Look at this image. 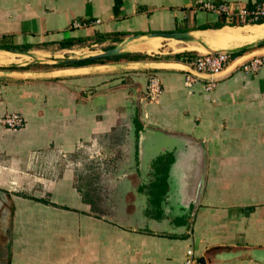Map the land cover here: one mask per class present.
I'll list each match as a JSON object with an SVG mask.
<instances>
[{
    "label": "crops",
    "instance_id": "crops-1",
    "mask_svg": "<svg viewBox=\"0 0 264 264\" xmlns=\"http://www.w3.org/2000/svg\"><path fill=\"white\" fill-rule=\"evenodd\" d=\"M201 1L264 2L0 0V47L67 52L213 28L221 15ZM224 26L223 40L206 41L239 45L263 32ZM190 53L126 59L150 65L137 69L0 66L15 70L0 77V116L25 118L18 130L0 124V264H182L190 251L213 264H264V64L253 73L239 66L206 91L185 82ZM19 57L0 52L2 62ZM151 73L162 79L156 100L145 97ZM198 144L206 180L194 209L183 177ZM93 164L128 178L79 182Z\"/></svg>",
    "mask_w": 264,
    "mask_h": 264
},
{
    "label": "water",
    "instance_id": "water-1",
    "mask_svg": "<svg viewBox=\"0 0 264 264\" xmlns=\"http://www.w3.org/2000/svg\"><path fill=\"white\" fill-rule=\"evenodd\" d=\"M264 23V22H263ZM260 24V23H257ZM225 26H222L220 28H206L199 30H170V31H152V32H145V33H137V34H131L124 38L118 45L107 48L105 50H93L90 55H81V56H62L54 54L48 59H42V56H39L43 52H35L33 50L28 49H17V48H2L0 47V50H5L10 53H14L17 55H28L30 58L28 60L23 61H12L11 63H2L0 66L3 67H11L12 69L16 68H22L27 67L32 64H47V63H54L58 65H75L82 62H91L96 61L100 59H106V58H114L118 56H122L128 53H133L131 49H127L126 47L128 44L135 40H141L142 42H146L150 40L151 38L155 37H162L163 39H174L178 41H184L189 43H196L198 48H203L205 51H193V53L196 54H207V53H229V54H235L241 52V54L232 62L231 65H229L225 70L222 72L215 74L213 77L215 79H220L222 77H225L232 73L234 70H236L244 61L247 59L259 55L261 53H264V36L261 38H258L254 41H248L243 44L239 45H219V46H212L210 45L206 39H205V32L207 31H220ZM141 42V43H142ZM197 48V49H198ZM245 51V52H244ZM150 65L148 64H142V63H136V62H129V63H123V64H113L112 66L108 64L102 65L100 70H110L113 68H148ZM152 66V65H151ZM155 66V65H153ZM16 67V68H14ZM157 67V66H155ZM184 69L188 72H192L196 74L197 76L208 79L210 78V74L200 72L191 66H184ZM89 69L88 71H90ZM15 70H9L7 72H0V77L2 76H12L13 72ZM17 71V70H16ZM55 74V73H54ZM59 74V73H58ZM200 148V153L197 155L196 159L192 161V163L187 164V167L189 168V173H186V175L183 177L184 185L187 188V195L190 197L193 203V208H197L204 187H205V180H206V152L202 145L198 144ZM203 262H206V258L200 259Z\"/></svg>",
    "mask_w": 264,
    "mask_h": 264
},
{
    "label": "built area",
    "instance_id": "built-area-1",
    "mask_svg": "<svg viewBox=\"0 0 264 264\" xmlns=\"http://www.w3.org/2000/svg\"><path fill=\"white\" fill-rule=\"evenodd\" d=\"M200 9L217 12L225 16L230 21L238 20L239 23H255L264 19V2H258L251 7H239L228 2L201 1L198 6ZM100 20H97L99 22ZM83 23L75 21L73 26H82ZM236 57L229 53H207L192 54L186 57V62L192 68L210 74V78L204 79L192 72L186 73L185 82L188 86L202 83L206 91H212L217 79L213 76L225 70ZM264 64V55L253 56L244 61L240 68L245 72H255ZM163 92L162 79L157 73H151L148 79L145 97L156 100ZM25 118L22 113L8 112L0 116V124L13 130H18L24 125ZM40 155V154H39ZM42 155V154H41ZM182 264H213L209 261L203 262L190 251Z\"/></svg>",
    "mask_w": 264,
    "mask_h": 264
},
{
    "label": "rangeland",
    "instance_id": "rangeland-1",
    "mask_svg": "<svg viewBox=\"0 0 264 264\" xmlns=\"http://www.w3.org/2000/svg\"><path fill=\"white\" fill-rule=\"evenodd\" d=\"M160 40L161 41H160V45L158 46V48L154 51H151V52H146V51L137 50V49L133 48L134 44L141 43L142 42L141 40H135V41L131 42L130 44H128V46L126 48L134 50V51H132L133 54L140 52V53H148L152 56L153 55L154 56H173V55H176V54L181 53V52H193V51L203 52V51H205L203 48H198V49L193 48V47L197 46L196 43H192L189 45L188 44L189 42L178 41V40H174V39H163L162 38ZM174 43H175V45H174ZM116 45H118V43ZM109 46L110 45L107 44L104 46L91 47V48H87V49H81L82 47H75V48H73V50L67 51V52L55 50V51L47 52V53L50 54L51 56H53L54 54L62 55V56L90 55L92 53L91 51H93V50H98V51L105 50ZM179 46H180V48H179ZM43 53H46V52H43ZM39 56H42V54H40ZM20 58L22 59L23 57H19L18 59H20ZM126 61H127L126 58H124V59H111V60L105 61V63H108V65L112 66L113 64H123ZM55 65L56 64H54V63L37 64L38 67L43 68V69H49V68L54 67ZM96 157L97 156L94 155L93 158L90 159L89 161H94V160L101 161V159H99L98 157H97L98 158L97 159ZM93 163H95V162H93ZM95 164L88 166L89 167L88 170L89 169L90 170L87 171L86 174L81 173L82 175L79 176V182L92 183V184L93 183L107 184L109 182H122L124 179L128 178V175L122 176V174H120L121 178H118V179L116 178L117 177L116 175H106L104 173L102 175L101 172H99V170L97 171V169L95 168ZM106 165H107V163H106ZM122 178H124V179H122ZM103 193L105 196V195L109 194L110 192L103 190Z\"/></svg>",
    "mask_w": 264,
    "mask_h": 264
},
{
    "label": "bare ground",
    "instance_id": "bare-ground-1",
    "mask_svg": "<svg viewBox=\"0 0 264 264\" xmlns=\"http://www.w3.org/2000/svg\"><path fill=\"white\" fill-rule=\"evenodd\" d=\"M263 25V28H261V31H263L261 34H259L257 37L255 38H252L250 40H246V41H243L241 44L245 43V42H248V41H254V40H257L258 38H261L264 36V23H260ZM248 26V25H247ZM234 28V27H233ZM247 29V28H246ZM241 31V30H240ZM227 32H229V30L227 28H223L222 30L220 31H207L205 32V38L209 39V40H212L211 38H215L218 39V40H223L225 38V36L227 35ZM235 32V31H234ZM258 32V31H257ZM160 39H162V37H155V38H151L150 40L146 41V42H142V43H139L135 46H133V48H140V49H147L149 51H154L157 49V47L160 45ZM177 42V41H176ZM234 42V41H233ZM209 43V42H208ZM189 45L192 44V43H188ZM210 44V43H209ZM234 44V43H233ZM175 45V43H174ZM212 45V44H210ZM228 45V44H226ZM212 46H219V45H212ZM224 46V45H223ZM192 47V46H191ZM180 48V46H179ZM185 48V47H184ZM195 49L198 48V46H195L193 47ZM174 49V48H173ZM179 50V49H178ZM0 52H4L6 54H13V55H16V56H20V57H25L24 59L20 58V59H17V60H7L5 62H2L0 61V63H9V62H12V61H23V60H28L29 59V56L28 55H17V54H14V53H10V52H7L5 50H0ZM50 58V55L48 53H42V59H48Z\"/></svg>",
    "mask_w": 264,
    "mask_h": 264
},
{
    "label": "trees",
    "instance_id": "trees-1",
    "mask_svg": "<svg viewBox=\"0 0 264 264\" xmlns=\"http://www.w3.org/2000/svg\"><path fill=\"white\" fill-rule=\"evenodd\" d=\"M263 22H264V19L259 20V21L255 22V23H263ZM237 23H239L238 20H234V22H229V21H227L225 16L221 15L219 17V21L216 24H214L213 26H211V27L220 28V27H222V26H224L226 24L235 25ZM205 28H207V27H205ZM240 53L241 52L235 53V54H232V55H233V57H236V56H239ZM192 54H194V53L191 52L190 55H192ZM182 55H184V54H181V53L176 54V56H178V57H181ZM149 57H152V56H150L149 54H142V53H140V54L139 53H135V54L128 53V54H125V55H122V56H118V57H114V58L100 59V60L91 61V62H82L80 64H88V63H94V62L104 63L105 61H108V60H111V59H124V58H126L128 60H138V59L149 58ZM14 68H16V67H14Z\"/></svg>",
    "mask_w": 264,
    "mask_h": 264
},
{
    "label": "flooded vegetation",
    "instance_id": "flooded-vegetation-1",
    "mask_svg": "<svg viewBox=\"0 0 264 264\" xmlns=\"http://www.w3.org/2000/svg\"><path fill=\"white\" fill-rule=\"evenodd\" d=\"M185 214H188V213H185Z\"/></svg>",
    "mask_w": 264,
    "mask_h": 264
}]
</instances>
